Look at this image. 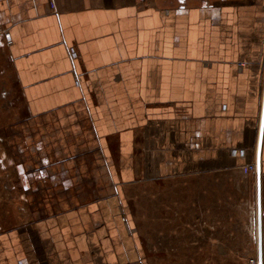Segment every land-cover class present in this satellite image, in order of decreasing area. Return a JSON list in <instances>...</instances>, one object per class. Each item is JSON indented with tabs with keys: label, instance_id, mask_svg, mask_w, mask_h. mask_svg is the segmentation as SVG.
Listing matches in <instances>:
<instances>
[{
	"label": "crops",
	"instance_id": "crops-1",
	"mask_svg": "<svg viewBox=\"0 0 264 264\" xmlns=\"http://www.w3.org/2000/svg\"><path fill=\"white\" fill-rule=\"evenodd\" d=\"M0 29L27 112L6 136L30 210L0 227V264L258 259L264 9L0 0ZM261 158L264 253V141Z\"/></svg>",
	"mask_w": 264,
	"mask_h": 264
},
{
	"label": "rangeland",
	"instance_id": "rangeland-1",
	"mask_svg": "<svg viewBox=\"0 0 264 264\" xmlns=\"http://www.w3.org/2000/svg\"><path fill=\"white\" fill-rule=\"evenodd\" d=\"M232 2L235 5H257L260 9H264V0H225V3ZM6 55L7 49H0V227L4 230L25 225L26 218L30 213L25 203L26 196L21 184V178L16 171V167L11 166L14 163L8 159L10 156L7 158L10 144L6 135L9 136L11 128L20 123L21 125L17 129H24L23 125L27 112ZM249 229V234L243 240L248 244H253L251 223H249ZM210 243L211 247L216 250L214 245L216 246L217 243L212 241ZM176 256L179 264H216V259H222V257L228 259V262L226 261L228 264L231 262L234 264H251L253 259H257L255 250L238 255H218L212 252Z\"/></svg>",
	"mask_w": 264,
	"mask_h": 264
},
{
	"label": "water",
	"instance_id": "water-1",
	"mask_svg": "<svg viewBox=\"0 0 264 264\" xmlns=\"http://www.w3.org/2000/svg\"><path fill=\"white\" fill-rule=\"evenodd\" d=\"M264 141V104H263V111H262V123H261V134H260V141H259V156L257 161V177H258V203H259V230L260 234L258 237L259 243H260V250L258 253V262L259 264H264V253L262 252V210H261V202H262V158H261V152H262V146Z\"/></svg>",
	"mask_w": 264,
	"mask_h": 264
},
{
	"label": "built area",
	"instance_id": "built-area-1",
	"mask_svg": "<svg viewBox=\"0 0 264 264\" xmlns=\"http://www.w3.org/2000/svg\"><path fill=\"white\" fill-rule=\"evenodd\" d=\"M0 34L4 35V37H5V39H6V41H7L8 43H11V38H10V35H9L8 32H6V31L3 30V29H0ZM249 168H250V170H252V171H257L256 166L251 165ZM251 264H259L258 259H253V260L251 261Z\"/></svg>",
	"mask_w": 264,
	"mask_h": 264
},
{
	"label": "trees",
	"instance_id": "trees-1",
	"mask_svg": "<svg viewBox=\"0 0 264 264\" xmlns=\"http://www.w3.org/2000/svg\"><path fill=\"white\" fill-rule=\"evenodd\" d=\"M7 158L12 162V163H14V164H11V166L13 165V167H16V162H15V159H14V157H13V155H12V153H11V148H10V145H9V149H8V151H7ZM225 261H228V259L227 258H225Z\"/></svg>",
	"mask_w": 264,
	"mask_h": 264
}]
</instances>
